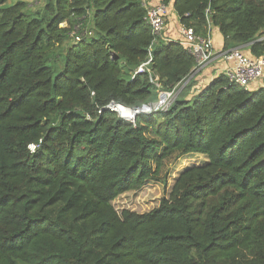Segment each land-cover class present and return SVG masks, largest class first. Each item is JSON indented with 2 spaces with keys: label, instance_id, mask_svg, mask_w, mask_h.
<instances>
[{
  "label": "trees",
  "instance_id": "16d2710c",
  "mask_svg": "<svg viewBox=\"0 0 264 264\" xmlns=\"http://www.w3.org/2000/svg\"><path fill=\"white\" fill-rule=\"evenodd\" d=\"M8 1L0 264H264V87L251 91L222 72L191 98L186 84L166 111L126 121L107 105L155 101L196 65L182 41L153 32L148 5L45 0L33 10ZM171 2L198 35L217 27L224 50L249 45L250 56H264V0H162ZM188 153L207 161L181 171L156 208L117 211L115 198Z\"/></svg>",
  "mask_w": 264,
  "mask_h": 264
},
{
  "label": "built area",
  "instance_id": "2783aa9c",
  "mask_svg": "<svg viewBox=\"0 0 264 264\" xmlns=\"http://www.w3.org/2000/svg\"><path fill=\"white\" fill-rule=\"evenodd\" d=\"M167 13L168 7L165 3L148 5L147 20L152 26L153 32L160 37L162 36V32L166 27ZM62 25H66V23L64 22ZM180 29L182 33V39L180 41H182V43H184L196 57V65L190 76L205 67L216 57V55H221L227 60L233 61V64L227 66L224 70V73L231 82L237 83L240 86L248 89L252 82L259 81L264 77V56L252 57L246 54L240 47H232L230 49L216 53L213 47V40L210 32L207 36H201L196 33L192 26H186L183 24L181 25ZM78 32L79 26H77L76 29L71 33L75 41L80 40L81 35ZM150 61L151 58L139 65L135 73H142L149 70L148 65ZM180 91L181 86L172 90H160L157 100L144 104V112L153 113L156 111H166L174 99L178 96ZM120 104L122 103L113 101L107 105V108L116 111L120 117L126 121L134 122L137 114H139V110L136 109L135 106H126L122 104L121 106L132 109L133 113L131 117L127 118L122 114V111L117 109V106ZM101 111L102 109L99 110V112ZM35 147V144L30 145L31 149H35Z\"/></svg>",
  "mask_w": 264,
  "mask_h": 264
},
{
  "label": "rangeland",
  "instance_id": "374dc122",
  "mask_svg": "<svg viewBox=\"0 0 264 264\" xmlns=\"http://www.w3.org/2000/svg\"><path fill=\"white\" fill-rule=\"evenodd\" d=\"M15 1L16 0H9L8 3L10 4ZM40 2L41 3H37L35 6L38 7V5H41L45 0H41ZM186 84L187 79L182 83L181 89L185 87ZM206 161L207 156L204 154H175L166 160L159 179H150L140 189L120 194L112 201V204L119 213H121L123 209H131L139 213L148 212L156 208L164 196L169 195L181 171L186 167L201 165Z\"/></svg>",
  "mask_w": 264,
  "mask_h": 264
},
{
  "label": "crops",
  "instance_id": "0c3cea01",
  "mask_svg": "<svg viewBox=\"0 0 264 264\" xmlns=\"http://www.w3.org/2000/svg\"><path fill=\"white\" fill-rule=\"evenodd\" d=\"M29 2L30 7L35 10L36 8H40L43 6L44 2L41 5H37V3H41V0H26ZM147 5H157L159 3H162V0H143ZM167 5V4H166ZM168 7V13H167V23L166 27L162 32L161 39L164 41H170V40H181L182 39V33H181V21L178 13L176 12L173 3L171 2L170 5H167ZM211 37L213 40V47L216 53H219L220 51H223L224 48V37L217 27H212ZM243 47V46H238ZM244 52L246 54H250V47L249 45L244 46ZM233 64L232 60H227L221 55H216V57L209 62L205 67H203L201 70L197 71L196 73L192 74L188 80L187 84L189 83V86L187 90H185V96L187 98H191L200 91H202L209 83L220 73L224 72L225 68L229 65ZM261 87H264V77L261 78L259 81L252 82L248 89L251 91L257 90Z\"/></svg>",
  "mask_w": 264,
  "mask_h": 264
},
{
  "label": "bare ground",
  "instance_id": "6f19581e",
  "mask_svg": "<svg viewBox=\"0 0 264 264\" xmlns=\"http://www.w3.org/2000/svg\"><path fill=\"white\" fill-rule=\"evenodd\" d=\"M122 104H120V105H118L117 106V109L119 110V111H122V114L124 115V116H126L127 118H130L131 117V115H132V109H128V108H125V107H123V106H121Z\"/></svg>",
  "mask_w": 264,
  "mask_h": 264
},
{
  "label": "water",
  "instance_id": "95a60500",
  "mask_svg": "<svg viewBox=\"0 0 264 264\" xmlns=\"http://www.w3.org/2000/svg\"><path fill=\"white\" fill-rule=\"evenodd\" d=\"M144 106H145V105L142 104V105L135 106V108L138 109V110H139L138 113H140V112H144V108H145Z\"/></svg>",
  "mask_w": 264,
  "mask_h": 264
}]
</instances>
